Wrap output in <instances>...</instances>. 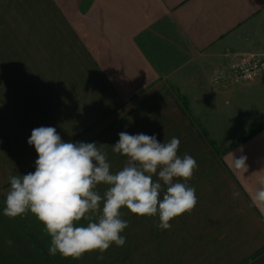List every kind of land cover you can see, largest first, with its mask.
I'll list each match as a JSON object with an SVG mask.
<instances>
[{
    "label": "crops",
    "instance_id": "obj_1",
    "mask_svg": "<svg viewBox=\"0 0 264 264\" xmlns=\"http://www.w3.org/2000/svg\"><path fill=\"white\" fill-rule=\"evenodd\" d=\"M244 53L264 55V0H0V88L57 98L47 103L63 114L82 105L73 120L92 122L78 137L100 136L97 147L121 131L178 137V155L197 161L187 181L197 204L175 220L215 264H264V249L253 256L264 247V202L253 201L264 180V73L225 88L210 79ZM1 165L0 264H146L127 242L103 259L50 255L35 215L3 214L12 166Z\"/></svg>",
    "mask_w": 264,
    "mask_h": 264
},
{
    "label": "clouds",
    "instance_id": "obj_2",
    "mask_svg": "<svg viewBox=\"0 0 264 264\" xmlns=\"http://www.w3.org/2000/svg\"><path fill=\"white\" fill-rule=\"evenodd\" d=\"M117 135L112 152L126 162L113 173L107 153L96 142H66L53 126L32 129L27 143L37 154L34 171L9 173L3 214L15 218L31 212L51 237L49 254L74 259L94 250L103 259L113 244L125 245L121 233L128 222L121 218L122 208L138 216H158L157 228L170 229L171 220L197 204L196 189L187 184L198 168L196 159L178 155V137L165 143L156 133ZM238 160L245 165L244 157ZM101 184L108 186L103 196L97 190ZM253 201L264 202V180ZM82 219L87 226L78 223Z\"/></svg>",
    "mask_w": 264,
    "mask_h": 264
},
{
    "label": "rangeland",
    "instance_id": "obj_3",
    "mask_svg": "<svg viewBox=\"0 0 264 264\" xmlns=\"http://www.w3.org/2000/svg\"><path fill=\"white\" fill-rule=\"evenodd\" d=\"M6 84L7 81L3 84L4 88H0V159L2 165L12 166L10 167L12 170L8 169L7 174L11 172L15 175L19 172L24 174L34 171L37 154L34 147L28 145L27 139L30 136V130L36 127L53 126L64 141H81L78 134L82 135L85 132L82 130V124L92 122L89 120L90 117L83 121L73 120L78 115L80 107L82 109V105H73L72 111L63 114L62 105L50 104L53 100L59 101L57 98L37 97L34 94L29 96L24 93L16 95L17 91L15 92L14 87H8ZM65 100L69 101L70 97ZM65 108L67 109V105ZM20 133L22 135L18 136ZM88 136L84 137L90 140L83 142H94L100 137L91 138L90 134ZM101 136L104 137L103 134ZM110 143V138L103 139V143L98 147L107 153L111 171L115 173L123 168L126 158L118 153H113L112 143ZM2 169L0 168V172ZM2 178L3 176H1ZM107 187V185L101 184L98 185L97 190L103 196ZM121 213V218L128 222L122 235L126 237L127 243L140 247L135 250H127V252L135 254L144 252L146 264H215L213 263L215 259L207 255L206 249L200 248V243L195 242L194 247L189 232L178 230V227L180 228L178 219L176 221L174 218L170 221L172 225L170 229L161 230L157 228L158 216H138L126 208H122ZM262 252L260 249L253 256ZM221 262L219 260L220 264H222Z\"/></svg>",
    "mask_w": 264,
    "mask_h": 264
},
{
    "label": "built area",
    "instance_id": "obj_4",
    "mask_svg": "<svg viewBox=\"0 0 264 264\" xmlns=\"http://www.w3.org/2000/svg\"><path fill=\"white\" fill-rule=\"evenodd\" d=\"M263 73L264 55L244 53L216 68L210 79L214 87L225 88L253 82Z\"/></svg>",
    "mask_w": 264,
    "mask_h": 264
},
{
    "label": "trees",
    "instance_id": "obj_5",
    "mask_svg": "<svg viewBox=\"0 0 264 264\" xmlns=\"http://www.w3.org/2000/svg\"><path fill=\"white\" fill-rule=\"evenodd\" d=\"M263 249H264V247L261 250H263Z\"/></svg>",
    "mask_w": 264,
    "mask_h": 264
}]
</instances>
